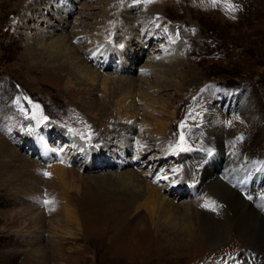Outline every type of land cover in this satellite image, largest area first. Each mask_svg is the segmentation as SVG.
<instances>
[{
  "label": "rangeland",
  "instance_id": "obj_1",
  "mask_svg": "<svg viewBox=\"0 0 264 264\" xmlns=\"http://www.w3.org/2000/svg\"><path fill=\"white\" fill-rule=\"evenodd\" d=\"M0 4V264H217L214 260L221 259L214 258L218 251L232 242L241 247L230 259L237 261L245 247L238 238L234 239L233 231L215 245L203 241L202 236L195 239V234L189 238L186 233L187 242L176 248L175 244L170 246L169 238H157L150 228L143 243L146 246L137 251L130 249V235L117 239L115 229L105 230L106 218L94 219V225L87 226L85 201L89 189L81 188L78 182L80 192L75 188L63 190L52 168L63 167L66 174L75 171L78 177L76 169L82 163L90 164L93 157L103 155L104 164L120 167L101 169L93 165L92 172L85 169L79 173L82 180L112 178L111 175L133 170L168 200V194H183L173 201L175 207L197 202L196 197H189V192L195 190L198 180L181 176L189 170L195 153L205 155L196 146L198 139L211 140L207 138L202 114L207 113V107L223 111L229 98L234 102L233 108L222 112L220 123L225 128L223 139L228 131L233 137L229 138L230 146L224 140L223 155L227 156L234 146L242 166L264 161V0H0ZM184 5L189 9L181 10ZM131 6L136 7L131 11L135 17L149 13L152 24L148 23L145 30L149 43L144 45L129 76L140 79V91L152 92L151 98L157 102L148 111H140L133 124L117 121L125 124L122 129L112 137L104 135L97 143L94 134L104 123L101 117L112 110L99 104L100 118H96L86 109L87 91L93 99H99L100 84L88 86L80 94L75 90L82 82L77 75L62 73L63 84L43 74L42 69L51 64L41 44L63 37V28L71 44L77 45L80 56L91 53L96 45L100 50L106 46L119 49L122 44L115 35H125L127 27L118 15ZM62 7L69 12L65 14L64 27L58 21L64 16ZM178 49L183 68L166 76L173 86L155 92L154 81L160 75L144 73L150 65L144 66L158 55L168 56L167 63ZM28 66L33 69L28 71ZM99 73L110 77L115 71L106 69ZM116 75L125 76L119 72ZM134 99L141 110L142 103L137 97ZM2 121L9 123L1 125ZM144 121L146 126L142 125ZM157 123L165 125V131L158 132ZM131 127L134 130L129 136L130 144L143 146L137 156L129 151L121 156L122 160L115 145L120 147V137H127L125 132ZM146 138L150 140L149 149L144 144ZM106 142L111 154L102 148ZM73 143L79 147L75 162L70 160ZM158 145L164 149L157 150ZM84 153L88 159H81ZM206 159L209 161L210 156ZM123 162H130V166ZM255 171L264 173L260 168ZM234 185L242 195L246 193L241 190L249 187L247 179ZM258 194L264 197V185ZM212 201L205 206L215 214ZM260 204L255 202L253 207L263 214V201ZM67 207L76 211L79 227L73 218L65 216ZM125 217L132 224L149 222V213L143 208ZM117 221L122 220L119 217ZM89 238L91 244L87 243ZM38 250L44 256L40 257Z\"/></svg>",
  "mask_w": 264,
  "mask_h": 264
},
{
  "label": "bare ground",
  "instance_id": "obj_2",
  "mask_svg": "<svg viewBox=\"0 0 264 264\" xmlns=\"http://www.w3.org/2000/svg\"><path fill=\"white\" fill-rule=\"evenodd\" d=\"M1 5L2 4H0V6ZM62 8L64 9V7ZM185 8H188V5H184L182 8L180 6L181 10H184ZM135 9L136 7L131 6L119 12V19H121L123 24L127 27L125 35H115L119 40L118 42H121L122 44V47L119 49L107 48L106 46L100 50L99 45H96V47L90 51L91 53L87 52V56H80L77 50V45L73 46L71 44V38L66 35V31L63 28L60 29L64 32L63 37L60 35V38L57 37L54 40L41 44V47L46 51V58L51 64L46 65L45 68L42 69L43 74H46V76L54 80L56 79L63 84L64 79L61 75L62 73L66 72L69 77H75L77 75L78 79H81L82 82L75 87V90L80 94H83L82 92L86 87L100 84L102 95L99 99H93L91 97L92 95L87 91L86 99H88L89 105L86 109L90 112V115L95 113L96 118H100L99 104H103L104 109H110V107H112V110L106 111L107 115L101 117L104 123L101 121L102 124L100 129L97 128L99 133L96 131L94 134L97 137H95L97 143L102 140L104 135L112 137V134L121 130L122 126L128 122L129 124L135 123V120L140 115V111H144V109L148 111L157 102L154 98H151L152 92L144 94L140 91V79H135L132 76H129L131 69H133V66L143 54L144 45L149 43L150 38L147 37L145 30L149 28V26H147L148 23L152 24V19L150 15H148L149 13H139L137 17H135L132 14L133 12H131ZM63 12L64 16H61L60 20H58L61 27H64L66 24V20L64 21V19L67 16H65V14L69 15L68 9H64ZM124 36L127 38L120 41ZM67 37L70 38V40ZM180 53V49L175 51V55H172L167 63H165V59H167L168 56L158 57L159 55L152 57V60L150 59L147 61L144 67L150 65V68L148 67L149 70L144 73L156 72L160 75V77H157L154 81L157 83L154 85L155 92L163 91L165 88L173 86L168 84V80L170 79L166 76H169L174 70L177 71L183 68L179 61ZM64 59L66 61H64ZM112 63H115V65L113 66ZM25 66H27V63ZM32 69L33 68L28 66L27 70L31 71ZM106 69H113L115 74L109 77L105 74H101L102 72L99 73L100 70L105 71ZM116 71L125 76L120 77V75H116ZM67 82H69V86L73 83L69 80H67ZM110 89L112 92H109ZM135 97H137L138 101L144 106L141 107V110L134 102ZM233 105L234 102L230 100V98L226 99L223 111L231 112ZM206 111L208 114H202L201 118L205 122L203 126L208 135L207 138H210L211 140L209 139L210 141L205 142L201 138L198 139L196 146L204 151L205 155L195 153L192 156L189 170L185 171L181 176L182 179L186 178V180L190 179V177L198 180L197 187L195 190L189 192V197H196V200L198 199L199 201L192 203L189 202L181 208L178 206L175 207L176 205L173 204V201H176L179 197H183V194H176V192L173 191L174 193L172 194V197L168 194L171 198L168 200L160 195V190H157L155 186H151V182L150 184L147 183L146 180H140L137 172H132L133 170L111 175L112 178L100 177L97 180H82V175H79V173L85 169H87V171L94 170L93 165H96L97 168L101 169H104L106 166L107 168L108 166H114L115 168L120 167L115 163L109 164L106 162L104 164L101 158L103 155H96V161L95 157H93L90 164H87V162L86 165L84 163L81 165L79 164V168L76 169L78 177H75V171L66 174L63 167H58L57 165H55V167L53 166L52 171L56 174L63 190H71L72 188H75L76 192H80L78 182L80 183L81 188L87 187L89 189L88 193L91 195L89 196V194L86 193L87 201H85V209L87 210L85 215L89 216L86 221L87 226L90 227L94 225V219L106 218V221L104 222L106 227L105 230L111 231L112 229H115L117 239L125 238L130 235L132 238L130 243L133 245L130 249L135 248L134 250L136 251L145 245L143 243H146L145 240L149 235L150 228L153 230L152 232L155 233L157 238L165 240L169 238L170 241L168 240V242H170V246L175 244L176 248H178L177 246H180V243L185 244L187 242L186 233L189 238L195 234V239H199V237L202 236L204 238L203 241L215 245L221 243L222 240L227 237L228 233L233 231L234 239L238 238V240L242 242V245H244L245 250L241 253L237 261H230L231 257L239 252L241 248L238 247L237 243L232 242L222 248L220 247L221 250H217L218 255L214 258L221 259H215L214 261H217V264L220 261L226 264H238V261L242 262V264H264V208H260L263 212V214H260V212L253 207L255 202H259L260 204L261 201H263L264 203V197H259L258 194L259 190L264 185V173L261 174V172L255 171L258 168L262 171L264 170V161L261 160L253 162L249 166H242L241 163H239V156L237 154L238 148L234 149V146L231 149L229 148L231 153L229 152L227 156H224L222 153V150H224V140L226 139V144L229 145L231 140H229V138L233 137L231 135L232 132L227 130V136L223 139L225 128L220 123L223 111L218 110L217 107H207ZM82 116L80 115L81 118H83ZM91 117H93V115ZM117 121H122L125 124L122 125V122L118 123ZM7 123H9V121H6L5 123L2 121L1 125H8ZM147 124L148 123L144 121L142 125L146 126ZM155 126L160 133L166 129L165 125H159L158 123ZM133 130L134 129L131 127L125 132L127 135V137L124 135L126 139L119 133L123 137H120V147L115 145L118 150H114L122 160L123 157L121 156L125 153L132 151L136 155L138 151H140L141 146H143V143L140 145H138V143L134 145L130 144L129 136L133 134ZM148 143H150V140L146 138L144 144L146 145V148L149 149V146H147ZM72 147V159L70 157V160L75 162V160H78V157L74 155L79 150V147H76V144L72 145ZM102 148L104 152H109L111 154L107 142L106 144L104 143ZM158 149L163 150L164 148L163 146L158 145L157 150ZM140 155L142 154L140 153ZM211 155L214 156L211 158ZM208 156H210L209 161L206 159ZM85 157L88 159L87 154L84 153V155H81V159H86ZM178 160L180 161V159ZM213 160L215 161L213 162ZM129 163L123 162L126 166H130ZM254 171L257 175H255ZM253 173L254 179H251L250 177L253 176ZM248 174H250V176ZM67 175H69V178H67ZM178 177L180 176L178 175ZM67 179L70 180L67 181ZM85 179L87 178L85 177ZM241 179L248 180L249 187H245L241 190L246 193L245 195L240 194L238 192L239 189L234 185L235 182L240 181ZM70 183H72V185H70ZM69 186H71V188ZM212 200H216L218 207H216V202H213ZM209 201H212L214 204V206L211 207L216 208L217 210L215 214L211 213L208 210V207L205 206L207 205L206 202ZM142 208L149 213V222L147 224H144L146 222L143 219L144 223L141 221V218L143 217L139 219L141 223L137 224L129 223V220L125 219V216H129L133 210H139ZM64 213L67 218H73L79 227L80 221L76 218L75 210H70L67 207ZM108 217H112L113 219H109ZM119 217L120 220H122L121 222L117 221ZM88 241L89 242L87 243L91 244L92 239L89 238ZM38 251H36V253ZM126 251L128 253V249ZM213 251L215 252L216 250ZM224 251L225 255L223 254ZM40 252L41 251L38 253ZM41 254L40 257L44 256L43 251ZM128 254H130V250ZM78 255L81 256L80 250L78 251Z\"/></svg>",
  "mask_w": 264,
  "mask_h": 264
},
{
  "label": "snow or ice",
  "instance_id": "obj_3",
  "mask_svg": "<svg viewBox=\"0 0 264 264\" xmlns=\"http://www.w3.org/2000/svg\"><path fill=\"white\" fill-rule=\"evenodd\" d=\"M216 2V0H213V3H215ZM183 140H184V137L183 136H181V143H183ZM45 175H47V173H45ZM45 203L47 204V203H50V201H45Z\"/></svg>",
  "mask_w": 264,
  "mask_h": 264
}]
</instances>
